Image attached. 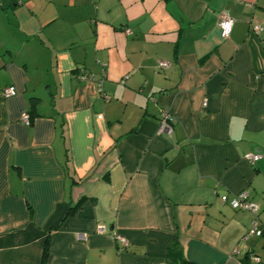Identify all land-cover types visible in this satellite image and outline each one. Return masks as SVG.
I'll return each instance as SVG.
<instances>
[{"label":"crops","instance_id":"obj_1","mask_svg":"<svg viewBox=\"0 0 264 264\" xmlns=\"http://www.w3.org/2000/svg\"><path fill=\"white\" fill-rule=\"evenodd\" d=\"M255 218L264 0H0V264H264Z\"/></svg>","mask_w":264,"mask_h":264},{"label":"built area","instance_id":"obj_2","mask_svg":"<svg viewBox=\"0 0 264 264\" xmlns=\"http://www.w3.org/2000/svg\"><path fill=\"white\" fill-rule=\"evenodd\" d=\"M217 25L220 29V34L222 38H227L231 32L232 26H233V19L231 17L228 16V14H226L225 12H220L218 14V18H217ZM259 27L258 26H253V30L256 31L258 30ZM125 32L129 33V30H126ZM168 62L166 61H158L157 62V67L160 69H165L168 67ZM80 80H84V81H93L94 78L85 73L84 71L81 72L80 76H79ZM16 90L15 87L10 85L7 86L5 88L2 89V94L5 96H12L15 95ZM159 119H160V130L161 131H166V132H170L171 131V126H170V122L172 121L171 118L169 117L168 113L165 111L160 112L159 115ZM20 121L21 123L25 124V125H29L30 124V115L26 110H23L20 114ZM245 158L253 163L255 162L258 158H259V154L258 153H248L245 155ZM249 193L247 191H241L235 195H233L232 197H229L226 194H222L220 196V200L223 203H227L228 205L231 206V208L236 209V210H245V211H249L252 214H256L259 210V208L257 207V205L252 202L249 198ZM105 231V228L102 226H98L97 227V232L99 233H103ZM262 232H264V228H262L257 219H253L251 222V233H253L256 236H260L262 234ZM79 239H83L85 238V234H78L77 236ZM120 240L126 244L127 241L125 240V238L120 237ZM255 260H259L258 257H254Z\"/></svg>","mask_w":264,"mask_h":264},{"label":"trees","instance_id":"obj_3","mask_svg":"<svg viewBox=\"0 0 264 264\" xmlns=\"http://www.w3.org/2000/svg\"><path fill=\"white\" fill-rule=\"evenodd\" d=\"M38 100L39 99L37 98H31L30 99L31 106L37 103ZM80 203H81V200H79L73 207L69 209L68 214H72L75 211V209L80 205ZM47 254H48V241H46L45 243L44 256H47ZM180 264H187V263L185 261H181Z\"/></svg>","mask_w":264,"mask_h":264}]
</instances>
